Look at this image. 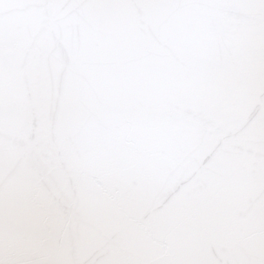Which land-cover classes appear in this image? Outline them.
<instances>
[{
  "label": "water",
  "instance_id": "95a60500",
  "mask_svg": "<svg viewBox=\"0 0 264 264\" xmlns=\"http://www.w3.org/2000/svg\"><path fill=\"white\" fill-rule=\"evenodd\" d=\"M0 264H264V0H0Z\"/></svg>",
  "mask_w": 264,
  "mask_h": 264
}]
</instances>
